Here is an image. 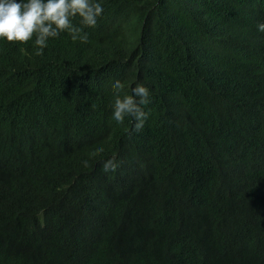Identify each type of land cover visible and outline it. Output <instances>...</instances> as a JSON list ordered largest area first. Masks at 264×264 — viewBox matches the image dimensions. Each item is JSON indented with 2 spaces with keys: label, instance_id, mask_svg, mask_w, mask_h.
I'll return each mask as SVG.
<instances>
[{
  "label": "trees",
  "instance_id": "16d2710c",
  "mask_svg": "<svg viewBox=\"0 0 264 264\" xmlns=\"http://www.w3.org/2000/svg\"><path fill=\"white\" fill-rule=\"evenodd\" d=\"M103 8L87 43H0V264H264V3ZM114 80L150 90L139 133Z\"/></svg>",
  "mask_w": 264,
  "mask_h": 264
},
{
  "label": "clouds",
  "instance_id": "9594fccd",
  "mask_svg": "<svg viewBox=\"0 0 264 264\" xmlns=\"http://www.w3.org/2000/svg\"><path fill=\"white\" fill-rule=\"evenodd\" d=\"M260 2L264 3V0ZM103 12V0H0V43L32 42L37 55H42L49 41L59 38L62 33H67L74 43H87L89 34L85 28H95ZM77 19L80 26L74 23ZM256 29L264 33V22H258ZM112 87L111 119L117 125H123L130 118L134 122L133 130L139 133L150 115L145 111L151 103L149 88L137 83L130 95H121L124 89L121 81H112ZM81 163L84 167L89 166L87 159ZM119 167L120 162L113 155L103 162L102 170L115 173Z\"/></svg>",
  "mask_w": 264,
  "mask_h": 264
}]
</instances>
